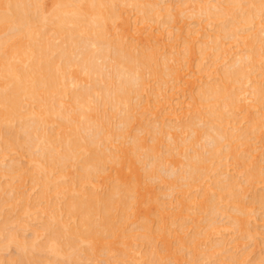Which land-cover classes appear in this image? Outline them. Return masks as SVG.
<instances>
[{
	"label": "rangeland",
	"instance_id": "rangeland-1",
	"mask_svg": "<svg viewBox=\"0 0 264 264\" xmlns=\"http://www.w3.org/2000/svg\"><path fill=\"white\" fill-rule=\"evenodd\" d=\"M154 1L156 3L158 1H160L161 4L160 3L159 4H160V7H162V8L163 7L164 8L169 7L172 13L169 10H168V12L171 13L172 16L170 14H168V15L172 18H175V19L173 20L172 18L169 17L172 20V22L170 20L169 21L170 23H168V20H167L168 16L166 15L167 17H164V15H165L164 11L166 10L165 12H167V9L164 10V8H163V14L164 15L162 14L163 15V16L161 15L162 17H160V18L156 17L157 18L156 19L155 16H150L149 19H153V20L147 21L148 18L145 15L144 16L146 18L144 16H142L143 14L138 12V9L136 8V6L131 1H122V2H120L122 5L117 4L119 7H117V5L115 6L116 9H118L117 13L119 14V12H120L121 16L119 17V15H118L117 17L112 19V21L110 20L108 22V25H107L108 40L111 39L109 41H111V42L114 41L113 43H116V42L121 43L124 46V48L128 49V50L126 49L128 52L132 51V53L134 55H135V51H136V54L138 52L139 55L141 52L148 53L146 55H150L152 53V55L154 54L156 57L155 58L153 56V58L155 60H152V61H154L160 65H163V62L166 61V59H168V56H170L169 60H171V61H169V60H167V61H169V68L172 66L171 72L174 73V75H173L170 72L171 75H169L167 77V75L170 71V69H168L167 75L165 74L166 73V71H165L164 72L165 75L163 74V77L161 76L162 74H160V76H159L158 74L161 72L163 73V70L165 69L166 66H164L163 70H162L163 66H161V68L157 67V69H161V71L156 74L157 69L156 70L154 69V68H156V65H155L156 63L153 62L154 64H152L151 61H150L151 62L150 65L152 64L151 67L154 66V68H153L154 70L153 69L151 70V68H150L151 72H148V70H149L148 66H150V65L141 67L142 71H140V73L144 75V83H146L145 84L146 87H143L144 89L142 88V92H140L141 96L138 97V99L136 98L137 97L136 94L133 98H132V96L134 94L131 95L132 103H130L131 107H130L129 111H132L131 112L132 119H134V118L135 119L131 123L132 124L131 128H128V130H127L130 132V137H129V132H127L126 138H123V139L120 138V140H119V138H117L118 139L117 140L115 138L116 136H114L115 140L112 141L111 139H113V136H112V138H110L111 137L110 136L109 138L111 141L109 142V138H108L107 142H109V143H104L105 145L108 144L107 147H105V149L109 150L110 152L105 150L104 147L100 148L102 151L101 150L99 151L97 149L99 152H105L106 151L105 154L107 152L111 153V151H112L113 152L112 154H115L114 155L115 158H113V160L114 159L117 160L116 159L117 156L119 157L118 158L119 161H117L118 164L115 163L116 162L115 160L112 161V158H111L112 154L107 153V155H109L111 158L110 159L111 163H109L110 161H108V160H107L108 165H106L107 161L104 163L106 165V167H104L105 169L103 171V174L100 173L101 175L99 178H96V179L92 178L95 181L92 180L93 181L92 182V181H90L91 180L90 179V180H88V182L85 180L84 181L85 183L82 180L79 181V179L77 177V175H78L77 172L79 171L78 170L79 168H76V167H75L76 169L72 168L73 164L75 166V163H73V161L71 162L72 166H70L71 164H70V162H68L69 163L68 165L70 166V168L68 170L70 172L67 170L66 174L65 173L60 174V173L63 171L61 169L65 170L67 167H69L68 165H59V164L56 165L54 167V169L59 170V171L61 170L60 172L57 171L59 175L57 174V172H55L54 169L52 170L51 173H49L52 175V177L48 173H46V174L49 175L51 177V179H53L54 181L56 179H60V175L64 176V174H65V177H67L66 175L68 174V177L70 179L67 178L68 180H66V178L62 177V179H63L62 182L64 184H66V187L63 183H60V180H58L59 182L57 181L58 183L61 184L60 187L64 186L63 187L64 189H67L68 185H70V184H71L70 185L71 188H73V186L76 187V188L72 189L73 191L70 190L71 188H69V191H67L68 190L67 189V190H65L66 192L65 191L62 192V193H64L65 197H68V195H69V197H68L69 199H68V198H65L61 192L58 193L57 192L58 190H55L56 187H55L54 183H52V184H54L53 187H52V184H50L52 187L51 191H50V189H48L49 190L48 191L47 189H45L43 187L42 180L43 179L45 180V178H46L45 177L46 175H44L45 173L43 174L44 175L43 179H42L43 175L40 176L41 174L37 175L36 172L33 173V170H34L33 168H35L34 167L35 162L32 163L31 160H33V159H30V158H31L32 154H33V157H36L35 155H37V156L39 155L37 149H36L37 154L35 153V155H34V152H31L32 150H30V151L27 150V148H26L27 146H25L26 143H25V145L23 143H17L16 145L19 148H15V144H14L13 147L11 146L12 147L11 149L7 148V149H9L7 151H4V149H1L0 152H2V154H4L5 152L7 153L9 151L6 155V157L1 156L2 161L3 160L5 161V162L4 161L2 162L0 160V163L1 162L3 163L2 165L0 164L1 165L0 169L1 168H2V170L5 169L4 171H1V172L3 173L6 171L9 173L12 169L16 170V172H15L14 176H11L10 174L5 172V174L4 175L2 174V177H0V181H2L5 184L4 185V184L0 183V185H1L0 187H2L4 185V187H5L4 191H7V192H4L2 188H1L2 190L0 189L1 190L0 193H3V192L5 193V194L3 193L4 196L1 195V197H3L2 198L3 200L0 199L2 202H4V203H2L0 201V214H2L1 212L4 208H6L7 206H10L9 204L12 203V201H10V200H13L15 203L18 201L17 204L19 203L18 205L13 203L15 206H13V204H12L13 209L15 207L14 210L17 212H15V211L13 212V210H11V209L9 210L7 208L3 210L4 213L7 215L6 216L3 213L4 214V215L2 214L3 217L6 216L9 219V216H10L9 214H11V218H12V219L10 218L12 220V222L9 221L10 222L9 223L8 219H7V221L4 220V219H6V217H4V218L2 216L0 217V223L4 224L3 222L6 221L7 224L10 225V226H8L7 224H4V225L8 226V227L6 226L7 229H5L6 227L3 225L1 226L3 228V233H7L9 235V233H16V232H14L16 230V231H18L16 233L17 237L23 236L21 238L22 241H25L24 238L26 237V242H31L32 240H34V241H36L35 243L39 242L43 246L44 244L48 243L46 241H48V238L51 239L53 232L59 228V225L61 223H65L66 226L69 223L72 227H74L73 225H75L76 226L75 228L78 227V229L79 228L81 229V227H82L81 218L78 219V217L72 216V215H70L71 217L70 216L68 217L67 216L68 212H65L64 213L65 215L62 216L63 215L62 211L64 209L67 210L68 205H70V203H72L71 200L73 201V198L76 195L78 197L77 190L81 189V191H83L82 187L84 186V189H86V190H84L85 191L84 194L88 195V191L92 190L93 194H95V195L100 194L102 197V196L106 195L107 192L109 194L110 189H111V187L114 186V184L117 185L118 183H121L119 185L122 186L124 183H126V184L129 183L128 186L131 185L132 186L131 188L132 189L134 188L133 189L134 191L132 190L134 192L132 194L133 196L130 195V193H129V195L124 197L123 194L121 193V194H118V196L116 195L117 198H115V199L118 200L120 198H125V200H126V198H128V196H131L132 198L127 199V202L130 205H134V206L131 207L132 211L127 210L129 208V207H127V209L126 208L125 209L120 208L121 212H120V209L114 212L115 223H116V226H115L114 231H113L114 233H111L112 237H111V235L110 236L106 235V237H110L109 239L112 238L111 240L114 241L113 243H111V240H106V246L109 250L105 246L103 247V245H105L104 244L105 241L103 240L104 242H102V246H100V249H101V247H103V249L102 250L97 249L98 250L97 252L99 254L97 255V252L95 253V251H94L96 256H94V254L90 253V257L89 256L87 257V255H89V248H87V247L90 246V244L87 245V244L82 242L79 244V245H81L80 250L88 249L87 250L88 254L85 253L86 255H82L80 253L81 256H80V254H79V256L81 257V261H80V257H79V260H77V261H80L82 264L83 263L84 264L85 263L86 264H125V263L126 264H128V263L129 264H155V263L156 264H215V263H217V264H222V263L223 264H264V199H263L264 198V104H262V105L255 104L256 107H252L254 105V97H252L253 96L252 93H254L253 92L254 91L253 85L254 86L255 85H261V84L264 85V32H263L264 31V28H263L264 27V18L262 15H260L262 17H260V16H259L260 18L258 17L259 21L256 20L255 21L256 23L251 24L250 27H249V25L244 26V28L246 27L245 29L242 28L243 26H241V25H237L236 27H233L232 28V32H234L233 35L237 34V36L235 35L236 37L231 38V39H228V37L229 36L231 37V35H229L226 38L224 36H222L225 39L224 40L221 37V35H223V34H221L222 32L220 29V27H221L220 23L225 26L232 21V17L227 16L224 18H217V19H212V21H209V20L207 21L206 17L201 16V14L197 15L199 13H198V11H196V7H197V5H200V6L202 5L201 0H198L200 3L197 0H193V1L191 0L192 2L190 0H165L164 2H163V0H154ZM204 1H209V5H217V4H220V2H222L220 0H204ZM54 3H55V0H46V3H44L46 6V7L44 6L45 7L44 9H45L47 14L52 11L50 8L53 9V7L55 5ZM184 4H186V5H184ZM200 6L198 8H200ZM135 8L137 10H135ZM158 8H159V6H158ZM183 8L186 9L185 15L184 16L177 15L178 12L180 11V9L184 10ZM263 15H264V13H263ZM175 16L176 17L178 16V17L176 18ZM113 20H116V21L113 22ZM218 24L220 25V27H218ZM247 27H249V28H247ZM48 29H50V28L48 27ZM48 32H50V34H52V35L49 34L46 36H49V38H51V41L52 42L54 41L55 43L54 42L53 43L57 44L58 47L62 46L61 45L63 43L62 37H61V39H60L61 41H60L59 36L55 35L56 38L58 37L56 39L54 36V33H52L51 30H49ZM48 32H46V34H48ZM216 32H217V34H216ZM219 32H221V33H219ZM259 32H261V33H259ZM218 33L221 35H219ZM256 34H258V37H260L259 40H262V41H258V37ZM218 35L220 36L221 39L219 38ZM217 36H218L219 40H221V44L222 43H224V44H222V45L220 44L221 48L223 47L222 51H221L222 54H221V56H216L219 58L217 60H215L216 58H213L214 57L213 53L215 54L217 51H215L212 48V46H214V45L209 46V44L211 45V43H209V41L216 38ZM251 36L252 37L256 36L257 40L255 38L253 40V38ZM53 37L56 40L53 39ZM177 38H179V39H177ZM222 40H224V41L222 42ZM203 41L204 42L207 41L209 43L208 46L211 47L212 50H214V51H212L210 49V51H212V52H205L206 50H204V52L202 51L204 54L205 53L207 54V55L205 54L204 56H202V52H199L200 50H203L202 47L206 46V45H204L205 43L202 44ZM212 41H213V43L215 42L214 40H212ZM251 41L254 42L253 47L255 48L254 51H253V49H252V51L254 53L257 52L256 54L259 53L261 55L260 59H258L257 60L258 62L256 61V64H255L256 68L254 70H258V71H255L256 75L255 74H253V76L250 75L251 76L250 78H252L251 81L254 79L253 77H255V79H254L255 82H251V81L247 82L245 84V86H243V85L241 86L242 92L238 91L239 93H241V95L239 94L240 95L239 100H241V103L239 102L241 105L240 107H242V108L245 107V108H243V109L238 108L239 110L235 111V112H237V115L234 112V115L237 116L235 118L236 120L233 118L235 121L231 120L230 121L231 124L228 123V125L226 124V126L225 125L223 126V124L220 123L225 131L228 129L227 131H229V134H230V132L235 133L237 139L232 138L233 140H230V138H231L230 137L229 140L232 141V143H231L232 147H234V145L237 146L238 150L236 149V152L238 154L235 153L236 156H239V155L240 156H239V158L236 159L235 158L236 156H232L231 152H228L229 153L228 155L225 153V155L227 157L225 156L223 158V161L221 160V162H225L224 167L226 169L223 167L222 173L220 172L221 166L216 165L217 162L216 163L214 162L215 164L214 163H212V164H213V166L216 165L215 168L211 169L210 172L208 170L204 171V174H207V176H205V178H203L204 176L201 177L202 181L200 180V178L197 179L199 181L187 180L189 182L193 181L194 183L190 182L189 187L187 185L185 186L184 184L185 183L187 184L188 182H186V180H184L183 178L180 179L179 176L181 175V173L179 175L178 172H181L182 170L185 171L184 166H186V163L188 162L187 159L190 157V155L192 156V155L197 153V152L194 153V150L198 149V151L203 150V152H204L205 149H208L207 148L208 146H210L209 148H211V145L209 143L210 139H208V135L207 136H204L205 134L201 135L202 132L205 133V131H208L207 130L208 128L205 129L206 125L208 124L206 122L209 121V123H210L211 118H210V114L206 108L208 106L205 107V105H203L201 102L202 99H201V96L199 94V89H201V91L203 90L201 87H203L205 89L204 85L207 83L208 84L211 83L212 85L215 82L220 83L221 77L223 78V76H221V75L222 74L224 75V73L220 72V70L223 71L222 69H225V68L227 69L228 66L230 64H232L235 60H238V58H243L242 56L246 55L244 57L246 59L247 54H250L252 52L251 51L250 53H248L249 49L247 47V42L249 44V42L251 43ZM255 44H257V46H255ZM190 47L193 48V51ZM209 47H207V48H209ZM91 48H93V50L98 49L95 46H92ZM190 49H191V51H190ZM208 51H209V49H208ZM57 52L60 53V51H57ZM164 53H165L166 59H164ZM54 55H55V53H54ZM139 55H135V56H139ZM58 56L59 55L56 53V55L54 57H58ZM208 56H210V57H208ZM79 58H81V56H79ZM156 59L158 60V62ZM77 60H78V58H77ZM214 60L217 62L216 64L214 63ZM108 61L110 62V59H108ZM103 62L104 61H102V60L98 61L99 64L103 63ZM249 62H252V61H249ZM106 63H108V62H105V67H106ZM110 64L114 65V66H112V65L111 66H112V69L115 70L116 66H115L114 62L113 63L111 62ZM164 64H166V62H164ZM250 65H252V64L250 63ZM108 66H109V68H111V66L109 64H108ZM253 66H254V63H253ZM253 66H251L250 69H252ZM76 68H77V66H76ZM76 68H74L75 72L74 71L73 72H74V74L76 73L77 75L75 74L76 76H74L72 74V76L76 77L77 79L74 78L75 81L74 80L73 81L75 83L71 80L72 81L71 83L73 85L69 84L70 85V87H69L70 93L78 90V88H80L81 90H84V89L89 88L91 86V81L89 80L87 75L82 73L80 70L78 71ZM167 68H168V65H167L166 69ZM70 69H71V71L73 70L72 68H70ZM103 69H105V68H103ZM174 69H175V71L173 72ZM250 69H248L249 70L248 72H251L250 74H252V70L250 71ZM105 70L109 71V69H105ZM71 71H70V74H71ZM110 71L108 73L105 71V73L111 74V75L115 74L114 71H111V72ZM152 71L155 72L154 73L155 77L153 76ZM205 71H206V73H205ZM220 73H222V74H220ZM156 75H158V76H156ZM164 76L167 77V78L165 77L166 80H165ZM172 76H174V80L172 79L173 78ZM200 79H202V80H200ZM76 80H77V82H76ZM116 80H117V78H115V81ZM192 83L195 84V85L193 84L194 90H189V88L191 87L190 85H192ZM263 85H261V86H263ZM237 87H239V85H236V88ZM190 89H193V88H190ZM201 91H200V93H201ZM198 96H199V99H197ZM93 99H94V97H93ZM97 99L98 98L96 96L94 100L97 102L91 103L92 109H90V110H92L93 112L92 111L90 112V110L87 109V110H89V113H91L90 116L92 117L93 121L96 122L97 120L102 119L101 122H103L104 124L107 125V126L105 125L107 127V128H105L106 130L109 131V130L113 129V133H115L114 129H116V131H117L116 133H118V127H119V132H120V126L118 125V123L120 121V119H119L120 116L122 118V114H120V116H119V113H121V112L118 111V115L114 117L113 113H115V112L117 113V110L114 109V107H109L110 105H106V108H108V113H106L107 110H106V112H103L104 109L100 108V106H103L104 104L103 103H101V105L98 104L100 102ZM136 99H137V101H136ZM170 99L172 100L171 102H173L174 104L169 101ZM200 99H201V101H200ZM65 100H66L65 102H67V104L69 105L70 104V98L67 97V99H65ZM90 101H91V98H90ZM100 101H101V99H100ZM198 102H201V103H198ZM203 103H205V102H203ZM201 104L204 107L200 106ZM25 105H27V104H25ZM98 105H100V106H98ZM132 105H133V107H132ZM135 105H136V107H134ZM36 106H38L37 103L30 104L29 106L28 105L24 106L25 108L27 107L26 109H28V111L24 109V110H22V114L25 113V115H26V113L29 114L33 110L34 111L38 110V107H36ZM96 106H98V107L96 108ZM170 107H174L175 110L177 111L176 113H177L178 117H177V119L175 118L176 120L170 119V116L173 114V111H174V109L170 110ZM236 107H238V106H236ZM0 108H1V106H0ZM177 109H179V110H177ZM112 110H113V112H112ZM210 110L211 109H209V111ZM227 110L224 109V111H226L228 114ZM232 110H234V109H232ZM24 111H27V112H24ZM133 111L135 112V114ZM111 112H112V115H111ZM74 113L75 112L70 113V115L68 116L69 121L62 119L61 117L54 116L53 118H51V120L48 121L46 128L48 129V131L52 135L55 134V136H58V134H59L58 132L64 133L68 130L70 132L69 128H68V130L67 129L62 130L61 127L58 125H59V123H66V122H67L66 124H68V125H70V124L71 125H76V124L78 125L79 122L84 121V120L80 119L82 117L77 116V114L73 115ZM169 113H170V115H168ZM229 113H231L230 110H229ZM205 114H206V116H205ZM207 114H209V116ZM100 115L102 116V118ZM103 115L105 117H103ZM109 115H111V116H109ZM228 115H230V114H228ZM74 116L77 118H74ZM109 117H111L112 119H110ZM113 117H114V119H113ZM173 117H176V116H174V114H173V116H171V118H173ZM99 118H101V119H99ZM106 118H109L108 119L109 122L107 121ZM251 118H253L255 120L257 119L256 121H258V123H259L258 128L256 130L252 131L253 133H251V131H250V129H251L250 127L252 125L250 123ZM75 119L76 120L78 119V120L76 121ZM253 119H251L252 120L251 122L255 121ZM80 120H82V121H80ZM147 120L149 121L148 122L149 126L147 125ZM101 122H99V123H101ZM227 122H229V121H227ZM233 122H234V125H237V126L232 125ZM103 123L101 124V126L103 125ZM120 123H121V121H120ZM153 123L155 124L154 126H153ZM157 123H159V124H157ZM235 123H238V124H235ZM142 124H144V125H142ZM146 125H147V127H146L147 130L145 129ZM150 125L152 126V128H154V130L158 129V130H156L158 132H156V131L154 132V130H153L154 133H152ZM194 125H195V127H194ZM209 125L210 124H208V126ZM217 125H218V123H217ZM13 126H15V125L13 124ZM155 126H157L156 129H155ZM190 126H192V127H190ZM227 126L229 128H227ZM11 128H13V127H11ZM18 128H20L21 131H23L20 124L19 123L17 124V122H16V126L14 127V132L19 134L20 131L19 132L17 131V130H19ZM122 128H123V125H121V130H122ZM195 128H197L196 131L198 130L197 133L194 130ZM239 128H240V130H238ZM4 129H6V127L5 128L3 127V129L1 128V131ZM53 129L55 130V132ZM160 129H161V132L163 131L164 134L160 133ZM204 129H205V131H203ZM234 129H236L237 131ZM246 129H247V131H245ZM5 131H7V130H5ZM87 131L83 132V134H85V133H86V135L92 134V132L87 133ZM147 131L149 132V134ZM12 132H13V130H12ZM23 132H20L19 136L21 135L22 137H25L26 134L25 133L22 134ZM110 132H112V131H110ZM244 132H248V134L245 133V136H244V134H243ZM56 133H58V134L56 135ZM109 133H108V135H109ZM210 133H212V132H210ZM196 134H198V135L196 136ZM206 134H207V132H206ZM134 135H137V137H139V139H142L143 143H145L147 146H153V147L155 146L156 147V145H157L158 147H156V148L159 149L158 151L156 149L157 155L160 151L159 154L162 155V159L164 158V156H166V158L163 160V162H165V160H166L167 166H165L164 163H163L164 164L163 166L160 165L162 167V169L160 168L161 170L159 169V172H161V173H159L157 171L158 173H156L157 174L156 177L155 176H153V178L149 177V173L152 172V171L149 172V169H150L149 164L154 162V161H152L154 159V156H153V158H151V156H149L150 157L149 158L147 156L149 154L146 153V152H148V150L146 151V149L142 150L141 151L142 153L139 152L140 153L139 155L137 153H134L131 150L133 142H134V137H135ZM153 135L156 136V139L158 138L157 139L158 141H156V139L154 140L155 137ZM159 136H160V138H159ZM191 136H192V138H191ZM230 136H231V134H230ZM239 136L243 137V139H245V140L241 139ZM198 137H199L200 141L198 140ZM1 140L3 141V139H0V141ZM206 140H209V142L207 141V143H209L208 145L206 143ZM194 142H196L195 145L192 144ZM227 143L228 142H226L224 144L228 145ZM241 143H244V144H241ZM202 144L207 145L206 148L204 147L205 149L203 148ZM191 145L194 146L192 149L190 148ZM239 145H242V146H239ZM185 146H188V147H185ZM23 147H25L26 149ZM28 148H29V146H28ZM184 148L187 149L188 151L185 150ZM103 149L105 151H103ZM227 149L228 148H225V152L229 151ZM10 150H11V152H10ZM15 150H16V152H15ZM25 150H27L28 152ZM168 150H169V152H168ZM22 151H24V152H22ZM244 151H247V152H244ZM29 152H31V153H29ZM187 152L188 153L190 152V155ZM192 152L194 154H191ZM26 153H28V154L26 155ZM186 153L188 154V156H187L188 158H185ZM141 154L143 156V158L141 157L142 159H140ZM201 154H204V156L206 155L205 157H207L208 151L206 153V150H205V152L201 153ZM248 154L249 155L253 154V155L249 156ZM145 155L147 156V158H149L148 160L145 157ZM150 155H154V153H151ZM161 155L159 157H161ZM229 155H230V159H229ZM114 156H112V157H114ZM208 156H209V154H208ZM231 157H233L236 161H234V159H232ZM240 157H242L243 160H245V161L240 160ZM150 159H152V160L149 161ZM167 159H168V161H167ZM120 162L123 164H121ZM148 162H150V163H148ZM181 162H183V163L186 162L185 165L183 166L184 167L183 169H182L183 164ZM178 163L182 164V165H179ZM208 164H209V162H208ZM217 164H219V163H217ZM220 164L223 165V163H220ZM3 165H4V167H3ZM32 165H34V166H32ZM177 165H179V166L177 167ZM243 165H244V167H243ZM9 166H11V167H9ZM57 166H58V168L60 167L61 169L60 168L57 169L56 168ZM76 166H78V165H76ZM164 166H165V168H164ZM219 168H220V171H218ZM251 168H254V170H256L255 171L256 173L254 172L253 169H252L253 171H250ZM167 169H169V170H167ZM177 169L180 171H177ZM216 169L220 173L217 174ZM20 170L21 171L23 170V171L21 172ZM247 170H249L250 172H254L255 174H258L259 179H257V178L255 179V177H254V179L253 178L249 179V177H248L249 175H248V173H246V172H248ZM19 171H20V173L24 172V176L23 175L21 176V178L23 177L22 178L23 180L21 178H19V180H18V175L20 174V173H18ZM27 171L29 173H27ZM30 171H31V175H32L31 177H33V179L30 178ZM75 171H77V172H75ZM175 171H177V172H175ZM212 171L213 172L216 171L215 173L217 175H214L212 173ZM223 171L225 172L224 174H223ZM104 172H106V173H104ZM166 172H168V173H166ZM183 172H182V176H184V174H185ZM35 173H36V175H35ZM72 173H73V175H76L75 173H77V175L72 176ZM174 173H176V175H174ZM156 174L154 173V175H156ZM162 174L164 175V177ZM221 174H223V175H221ZM5 175H7L9 177H4ZM35 176H37L38 179H42V180L41 181L40 180L35 181V179H34ZM98 176H99V174L96 177H98ZM220 176H222V177H220ZM37 177H35L36 180H38ZM56 177H58V178H56ZM73 177L74 178L76 177L78 179V181H77V179H74ZM219 177L223 181L224 180L228 181V179H230L229 177H231V178L233 177V179H230L229 181H232L233 183H235L237 185L236 190L241 193L243 203H244L243 205L244 206L246 205L245 209L249 208V210L247 209L248 212L246 210L248 215L243 216L242 214L238 213L239 214L238 217H242L243 219H247L246 221L249 223H247L245 228L248 229L250 234L247 233V231H246L247 234L244 232L242 233L244 235L238 234L239 232L241 233V231H239V229L235 228L236 226L234 224L230 223L232 221L229 220L230 217H229V219L227 217L232 215L230 213V212H232L231 211L232 206H229L227 199H226L227 198L226 196H225L226 198L221 199L222 201L221 200L217 201L218 205L222 204L221 205V211L223 210L222 212L224 213L223 217H222L223 219H221V220H220V218H221L222 214H219L221 211L218 213L219 216L221 215L219 218L214 217L215 222L217 221L219 223V225L216 224V226H218L217 227L218 229H216L217 231L214 229H209L211 227L208 226V222H207L208 217L206 218V220L203 221V217L205 219V216L207 215L206 212H203V210H204L203 209V207H204L203 201H205V199H206L205 197L208 196V199H209L210 197L214 196V195L212 196V194H215L217 191L219 192L218 189L215 192L216 186L214 185L216 182L215 180H218ZM20 179H21V183H20ZM64 179H65V181H64ZM72 179L74 182L76 180V182H78V183H75L76 185H73L74 182H72ZM178 179H180V180H178ZM49 180H50V178H49ZM67 181H68V183H67ZM48 182H50V181H48ZM57 182H55V183H57ZM79 182H81L80 183L81 188H80ZM130 182L133 184H131ZM36 183H38V185ZM86 183L88 184V186L83 185ZM18 184L21 185L20 189H18V188L16 189L15 185H17V187L20 186V185L18 186ZM77 184H79V185H77ZM12 186H14L15 188H13ZM37 186H39V187H37ZM11 187L13 190H15V192H13V191L9 192ZM54 187H55V189H54ZM88 188H89V190H88ZM59 190H61V189H59ZM47 191L50 194L49 196L52 195L51 197L48 196ZM71 191H72V193H71ZM81 191H79V192H81ZM12 192L14 193V195L12 194ZM17 192H19V194ZM23 192H24V194H23ZM74 192L77 194H75ZM90 192L91 191H89V193ZM206 192H208V195L206 194ZM54 193H57L55 195H57L58 198L60 197V195H61V197L58 199L57 197H55ZM73 193L75 195L72 197L71 195ZM39 194H40V196H38ZM209 195H211V196H209ZM15 196L18 197V199H20L22 196V198H24V199H22L21 201H24L25 204L23 202L21 204V201L19 202V200L16 199ZM253 196H255V197H253ZM259 196H260L261 200H260V198H258ZM77 197H75V199H77ZM10 198H12V199H10ZM13 198H15L16 200H14ZM48 198L49 199L51 198L50 201L53 200L55 205L52 204V201L50 202ZM56 198L58 200H63V202L61 203L60 201L58 202V200L56 201ZM6 199H8V200H6ZM38 199H40L39 200L40 202L41 201H44V202H41V204H40V202L37 201ZM224 199H225V202H227V203H224ZM256 199H259V202ZM47 201H49V202H47ZM66 201L68 202V205H67ZM56 202L58 203V205L56 204ZM155 202H157L158 204ZM220 202H222V203H220ZM59 203H61L60 206H59ZM65 203H66V205H64ZM229 203H231V202L229 201ZM2 204H3V207H2ZM4 204H5V206H4ZM62 204L64 205V207L62 206ZM21 205H23V207H24V205L25 206L27 205L26 207H29L30 209H28V210L26 208L21 209ZM31 205L34 207H32ZM48 206L49 207L52 206V207H50L48 209ZM55 206L57 207L56 209H55ZM65 206H67V207H65ZM228 206L230 207V209L228 208ZM53 207H54V209L51 212L50 209ZM58 207H60V208H58ZM224 207H226V208H224ZM39 208H41V209H39ZM42 208H44V209H42ZM37 209L42 210L41 212L43 214L40 211H38ZM46 209H47V211H46ZM60 209H61V211H60ZM5 210H7V211L9 210V212L7 213ZM23 210L25 212L27 210L28 213L30 211L34 210L33 211L34 215L36 214L35 213V210H36L40 214L37 213L38 216L35 217L34 215L31 214L32 213L31 212L30 213L31 215L29 214L30 215L29 216V215H27V212L25 213ZM55 210H58V211H56V213H55ZM126 210H127V212H126ZM225 210H227V211H225ZM122 211H123V213H122ZM250 211H251V213H250ZM228 212L230 215L228 214ZM21 213L22 214L24 213L25 216L22 217ZM51 213L57 214L58 218L61 216L60 217L61 221L59 220L60 224L56 225L59 221L55 220L56 216L53 214L54 215V217H53V215ZM124 213H125V215H123ZM233 213H236V210L233 211ZM58 214H59V216H58ZM97 215H96V218L95 217H93V218H95L94 223L97 222V224H98L100 219H99V217H97ZM178 215L181 216L182 218L180 219V217ZM39 216H40V218H38ZM65 216H67L66 218H68V219L70 218L72 222L70 221V219H69V221H68V219H65L64 218ZM99 216L101 217V214ZM215 216H218V215L216 214ZM224 216H225V218H224ZM248 216H250V217H248ZM17 217H18V219H17ZM31 217H35V218H32V223H31ZM232 217L234 218L235 216H232ZM232 217H231V219L234 220ZM14 218L16 220H14ZM19 218H22V219L19 220ZM36 218H38V219H36ZM93 218H92V220H93ZM40 219H42V221L43 220L44 221L42 222ZM96 219H98L99 221ZM17 220H19L21 222H18ZM34 220H36L37 222ZM76 221L77 222L79 221L81 223V227H79L80 223L79 222L76 223ZM222 221L225 222L227 224V226ZM15 222H17V223H15ZM33 222H35V223H33ZM55 222H57V223H55ZM220 222H221V224H220ZM18 223H19L18 227H21L20 223L26 225L25 227H23L24 225L22 226L23 228H26L25 229L26 231H22L23 229L21 227L20 232H19V228L17 226H15ZM30 223L32 224V226ZM222 223L224 225H222ZM12 224H14L13 227H15V228L12 227L13 229L11 228ZM42 224H44V225L42 226ZM45 224L47 226L49 225V227L52 225L50 227L51 230H50L49 234H47L48 230L47 231L44 230V229H46ZM147 224L150 226L149 231H145L143 228H141L142 225L144 226ZM122 225H124V226H122ZM37 226H39V229H37ZM56 226H57V229H56ZM233 227H234V229H233ZM140 228H141V231H140ZM219 228H221V229H219ZM40 229H42V230L39 231ZM4 230H7V231L5 232ZM8 230H10V232ZM33 230H35V232ZM45 231H46V233H43ZM199 231L201 232V234ZM32 232H34V234ZM217 232H219V233H217ZM36 233L39 234L41 237L38 235L36 238ZM51 233H52V235H51ZM135 233H136V235H135ZM138 233L141 235L148 233L147 235H149V237L148 236L145 237L146 239H143L142 237L139 238ZM198 233H199V235H198ZM7 234H6V236L8 237ZM45 234H47V235L45 236ZM113 234H115V235H113ZM126 235H129V236H126ZM207 235H208V237H207ZM248 235H250V236H248ZM2 236L4 237V240H3V238H1L2 243H3V241L6 242L7 238L5 240V237H6L5 234H3ZM2 236L0 235V237H2ZM33 236H34V238H33ZM125 236H126V238H125ZM46 237H47V239H46ZM106 237H105V239H107ZM31 238H33V239L31 240ZM124 238L126 241L124 240ZM128 238H130V239H128ZM141 238L143 240H140ZM147 238H148V240L150 239L151 242L146 241ZM1 239H0V241H1ZM18 239H20V238H18ZM21 240L19 241V243L22 242ZM40 240L42 241V243L40 242ZM144 240L146 242H144ZM191 240H194L193 241L194 243L193 242L189 243V241H191ZM34 241H32V242H34ZM79 242L80 241H78V243ZM220 242L224 245H226V244L227 245L221 246L224 249L223 248H220L219 250L217 249L215 258L212 259V257H207L204 255L205 253L208 252L209 246H211V245L214 246V244L216 245V243L220 244ZM126 243H127V245H126ZM128 243L130 245H128ZM145 243H147V244H145ZM40 244H38V245H40ZM182 244L185 247H182ZM184 244H186V245H184ZM16 245H14V247ZM41 245H40V247H42ZM99 245H98V248H99ZM108 245H111L113 250H112V248L110 249L109 247H111V246H108ZM187 246H188V248H187ZM14 247H12V248L9 247L11 250L10 249L8 250V248L2 249L4 251H2L0 253V256H2L1 258H3V260L5 258L8 259L9 257H13V259L9 258L7 262H5L6 260H4V262L2 260L1 264H2V262H3V264H6V263L11 264L12 262H10V261L14 260L15 257H19L20 255L25 256L24 255V254H26L25 250L21 253H18V251H16V250L17 249L19 250V248L15 247V248H17L15 250ZM36 247H37V244H36ZM40 247H37V248L40 249ZM219 247H217V248H219ZM37 248H36V251H37ZM66 248H68L65 251L66 253H67V251H68V253H70V251H72V249L70 250V248L68 246H66ZM104 248H106L105 251H103ZM5 250H8V251H5ZM110 250L113 252H111ZM83 251H82V253H83ZM128 251H129V253H128ZM28 252L30 253V251H28ZM28 252H27V257L30 256V258H32L31 255L34 257L38 256L39 258L38 259L36 258L37 260H43L44 261V259H42V258L43 257L45 258L46 256H47L46 258L49 257V258H51V260H52V258L53 259L55 258V256L53 257V254H51V253H47V254L51 255V257L49 255H47L46 253H44V250H43V252L41 250L40 251L41 253H35L32 251L33 254H31V255H29ZM90 252H93V251H91V249H90ZM124 252H125V254H124ZM42 253H44L46 255L44 256V254L42 255ZM1 254H3V255H1ZM34 254H36V255H34ZM150 254H151V256L154 255V257L151 258ZM122 255L125 257H123ZM162 255L165 258H163ZM21 256L19 258H21ZM158 256H161V257H158ZM40 257H42V258H40ZM24 258H26V257H24ZM33 258L31 259V262H32ZM46 258H45V260H47ZM62 259L65 260V262ZM158 259H159V261H158ZM58 260H59V262H57V264H60L61 262L65 264L66 260L68 261V259L62 258V257H61V259L59 258ZM85 260H87V261L85 262ZM18 261L19 260L17 259L15 262L19 263ZM26 261H24V263ZM154 261H155V263H154ZM156 261H158V263ZM80 262H74L73 264H76V263L81 264ZM12 264H14V262ZM25 264H30V263H28V261H27ZM32 264H34V262H32ZM67 264H69V261ZM70 264H72V263H70Z\"/></svg>",
	"mask_w": 264,
	"mask_h": 264
},
{
	"label": "bare ground",
	"instance_id": "bare-ground-1",
	"mask_svg": "<svg viewBox=\"0 0 264 264\" xmlns=\"http://www.w3.org/2000/svg\"><path fill=\"white\" fill-rule=\"evenodd\" d=\"M122 1H131L136 6V8L138 9V12L142 13L143 14L142 16L145 15L148 18L147 21L148 20H153V19H149L150 16H155V18L156 17L160 18V17H162L164 15L163 14V8L164 7L163 8L160 7V4H161L160 1H158L156 3L154 0H143V1L142 0H55V3H54L55 5H54L53 9L50 8L52 11L50 13H48V14L46 13V11L44 9L46 7L45 4H44V3H46V0H0V106H1V108H0V139H3V141L2 140L0 141V150L4 149V151H7V150H9L7 148L11 149L14 144H15V148H19L16 145L17 143H23L24 145L26 143L25 146H27L26 147L27 150L28 151L32 150L31 152H34V155H35V153L37 154V151H38V154H39L38 156L35 155L36 157H33V154H32V156L30 158V159H33V160H31L32 163L35 162V166L32 165L35 168L32 167L34 169V170L33 169L32 170H33V173L36 172L37 175L41 174L40 176H42L45 173L44 175H46L45 176L46 178L44 180L43 179L44 175H43L42 176L43 180L42 179H38L37 176H35V177H37L38 180H36L35 177H34V179H35V181H39V180L41 181L42 180V185L47 190L50 189V191H51V188L55 184L56 189H55V187H54V189L58 190L57 191L58 193L59 192L62 193L63 191H65L67 189H68L67 191H69V188H71V186H70L71 184L68 185L67 189H64L63 188L64 186L60 187V185H61L60 183H63L62 182V180H63L62 177L66 178V180H68L67 179V178H69L68 174L66 175L67 177H65V174H66L67 170L70 168V166H72V164H71L72 161H73V163H75V166L73 164L72 168H74V169L79 168L78 169L79 171L77 170L78 172L75 171V172L78 173V175H77V173H75V174L77 175L79 181L82 180L84 182L86 180L88 182V180H90V179H91L90 181H92V180H94L96 178H99L100 175L103 174V171L105 169L104 167H106V165H108V161H110L109 163H111V160H110L111 158H112V161L115 160V159L113 160V158H115V156H114L115 154H112L113 153L112 151H111V153H109L110 151L105 149V147H107L108 144L105 145L104 143H109L111 140L114 141L115 140L114 136H116L115 137L116 139L119 138V140H120V138L121 139L126 138V134H127V132H129L127 130H128V128H131V125H132L131 123L135 119L134 117H133L134 119H132V116H131V112L132 111H129L130 107H131L130 103H132V98L135 96V94L137 96L136 98L138 99V97L141 96L140 92H142V88L146 87L145 86L146 83H144V75L140 73V71H142L141 67L150 65L151 62H152V64H154L156 62L152 61V60H155L153 58V56L155 57V55L154 54L152 55V53L150 55H146L148 53L141 52L140 55H139L138 52L136 54V51H135V55H139V56H135L132 53V51L128 52L127 51L128 49L124 48V46L121 43H117V42L113 43L114 41H112V42L109 41L111 39L108 40V35H107L108 22L110 20L112 21V19H114L118 15H119V17L121 16L120 12H119V14L117 13L118 9H116L115 6L117 4L118 5L119 4L122 5L120 3ZM164 1L165 0H163V2ZM220 1H222V2H220V4L209 5V1L201 0V4L202 5L201 6L197 5L196 11H198V13H199L197 15L201 14V16L206 17L207 21L208 20L212 21V19L224 18V17H227V16L232 17V21L229 24L224 26L223 24L220 23L221 27L223 26L222 28L218 24V27H220L221 32H222V33L221 32H219V33L223 34V35H221V34L218 33L219 35H221V37L224 36L226 38L229 35H231V37L229 36L228 39L234 38V37L237 36V34H235L236 36L233 35V33H234V32H232V28L233 27H236L237 25L243 26L242 28H244V26H246V25L247 26L249 25V27H250L251 24L256 23L255 21L258 20L260 17L263 16V18H264V15H263V13H264V0H224V1L220 0ZM118 5H117V7H119ZM184 5H186V4H184ZM158 6H159V8H158ZM199 6H200V8H198ZM136 8H135V10H137ZM165 9H167V12H165L166 11ZM181 9H180V11L178 12L177 15L184 16L185 13H186V9L185 8H183L184 10H181ZM164 10H165L164 11V13H165L164 17L168 16V18H169L170 16L168 14H170L172 16V14H171L172 12H171L169 7L168 8L167 7L164 8ZM168 10L171 13H169ZM260 15H262V16H260ZM168 18H167L168 23H170L169 21L171 20L170 18H172V17H170L169 19ZM172 19L174 20L175 18H172ZM114 21H116V20H113V22ZM171 22H172V20H171ZM48 27L50 29H48ZM249 27H247V28H249ZM49 30H51L52 33H54V36L55 35L59 36L60 37L59 40L62 37V39H63L62 42L63 43L62 44L60 43L62 46L58 47L57 44H54L55 43L54 41H53L54 43L51 41V38H49V36H46V35L50 34V32H48ZM46 32H48V34H46ZM217 32H216V34H217ZM259 33H261V32H259ZM50 35H52V34H50ZM256 35L258 37V34H256ZM218 36L216 37L217 39L216 38L212 39V40L215 41L214 43H213L212 40H211L212 42L209 41V43H211V45L207 41L206 42L203 41V43H202V44L205 43L204 45H206L207 47L214 45V46H212V48L215 51H217L216 52L217 54L213 53L214 57L213 56L212 57L216 58L215 60H217L219 58V57H216V56H221V54H222L221 51H222V48H223V47L221 48V45L224 44V43L221 44V40H219L220 36H219V38H218ZM257 37L255 36V37H252V38H253V40H254V38L257 40ZM55 38H56V36H55ZM55 38L53 37V39H55ZM177 39H179V38H177ZM222 39H224V38L222 37ZM259 39H260V37H258V41H262V40H259ZM224 40H222V42ZM253 43L254 42H252V41H251V43L249 42V44L247 42V47L249 49L248 53H250L252 51V49L254 51L255 48L253 47L254 46ZM208 44H209V46H208ZM92 46H95L98 49L97 50H95V49L93 50V48H91ZM206 46L202 47L203 50H200L199 52H202V51L204 52V50H206L205 52L214 51V50L211 49V47L207 48ZM255 46H257V44H255ZM191 49L193 51V48H191ZM191 49H190V51H191ZM208 49H209V51H208ZM210 49L212 51H210ZM57 51H60V53L57 52ZM253 51L251 52L253 55L251 53L247 54L246 59L244 58L246 55L242 56L243 58H238V60H235L232 64H230L228 66L227 69L225 68L226 70L225 69H222L223 71L220 70V72L224 73V75L222 73H220V74H222L221 76H223V78L220 76L221 77V82L218 80L221 84L218 83V82L213 83V85L211 83L210 84L207 83V84L204 85L205 89L203 87H201L203 89L202 91H201V89H199V94H200L201 99H202V101H201V99H200V101L202 102L203 105H205V107L206 106L209 107V108L208 107H206V108H207V111L209 112L210 118H211L210 119V123H209V121L206 122V123L210 124L209 125L210 127L208 126V124L205 127V129L208 128L207 129L208 131H205V129L203 130V131H205V133H203L201 130L200 131L202 132L201 135H204V134H205L204 136L208 135V139H210V142H209V140H206V143L208 141L210 143V145H211V148H209L210 146H208L207 147L208 149H205L206 146L209 143H207V145L206 144L205 145L202 144L203 148L205 147L204 149L206 150V153L208 151L209 156L207 154V157H205L206 155L204 156V154H201V153H204L205 150H204V152H203V150H200L201 151L200 152L197 149V150H194V153L197 152L196 154H194L193 152L191 153V154H194L192 156L190 155V152L189 153L187 152L190 155V157H191V158L189 157L190 159L187 157L188 154L186 153V157L185 158H188L187 159L188 162L187 163L185 162L186 166H184L185 163H183V162H181L183 165L178 163L179 165H182V169L185 167V171L182 170L181 172H178L179 175L181 173V175L179 176L180 179L183 178L184 180H186V182H188L187 184L186 183L184 184L185 186L187 185L189 187L190 186V182L194 183L193 181L189 182L187 180H197L199 178L201 180V177H203V176H204L203 178H205V176H207V174H204V171L208 170L210 172L211 169H214L216 165L221 166L220 167L221 171H220V168H219L218 171H220L222 173V168L225 166V164H224L225 162H221V160L223 161V158L226 156L225 153L228 155L229 154L228 152H231L232 156H236L235 153H237L236 152L237 146L234 145V147H232L231 146L232 141H230V140H233L232 138H236V135H235L234 132L233 133L230 132V134H231V136H230L229 131H227L228 129L226 130L228 132L227 133L223 129L221 124H223V126L224 125L226 126V124L228 125V123H230L231 120H234L237 117L236 116L237 112H235V111L239 110L238 108H241V109L245 108V107H243V108L240 107L241 106L240 105L241 100H239V98H240L241 93H239V92H242V87L241 86L242 85L245 86V84L247 82L251 81L252 78H250V77L253 76V74L256 75L255 71H258V70H254L256 68L255 64H256V61L258 59H260V56H261L259 53L256 54L257 52L254 53ZM203 52H202V56H204L206 54V53L204 54ZM54 53H55V55L57 53L59 56L58 57H54L55 56ZM79 56H81V58H79ZM169 57L170 56H168V59H166L165 58V53H164V59H166V61H164V62H166V64L168 65L167 69H166L167 65L164 64V62H163V65H160V64L156 63L155 64L156 68H154V66L151 67L152 66V64H151L150 66H148L149 70H150V68H151V70L153 68L156 70L157 67L161 68V66H163L162 67V70H163L164 66H166L165 69L163 70V73L162 72L159 73L161 71V69H157L156 70V74L159 73L158 74L159 76H160V74H162L161 76L163 77L164 72L166 71L165 74L167 75L168 69H170V71H169V73L167 75V77H168L169 75H171L170 72H171V69H172L171 68L172 66L169 68V61H171V60H169L170 59ZM208 57H210V56H208ZM77 58H78V60H77ZM108 59H110V62L108 61ZM100 60L104 61L103 62L104 64L103 63L99 64L98 61H100ZM167 60H169V61H167ZM215 60H214V63L216 64L217 62ZM249 61H252V62H249ZM105 62H108V63H106V67H105ZM111 62L112 63L114 62L115 66H116L115 70L112 69V66H114V65L110 64ZM157 62H158V60H157ZM250 63L252 65H250ZM253 63H254V66H253ZM108 64L110 66L112 65L111 68H109ZM76 66H77V68H76ZM251 66H253L252 69H250ZM70 68H72L73 70L71 71ZM74 68H76L78 71L80 70L82 73L87 75V77L91 81V86L89 88L84 89V90H81L80 88H78V90H76V91L73 90L74 92L70 93V88H69L70 85L69 84H72L71 82L73 80L75 81L74 78H76V77H73L72 74L74 76L77 75L76 73H75L76 75L74 74V72H75ZM103 68L109 69V71L112 69L111 71H114L115 74L114 75L107 74L109 71H107V70H105ZM248 69H250V71L252 70V74H250L251 72H248L249 71ZM104 70L107 73H105ZM149 70H148V72H151V70L150 71ZM70 71H71V74H70ZM174 71H175V69L173 70V72ZM152 72H153V76L155 77V74H154L155 72L154 71H152ZM205 73H206V71H205ZM172 74L174 75V73H172ZM158 75H156V76H158ZM165 77L166 76H164V78ZM172 77H173L172 79L174 80V76H172ZM115 78H117L116 81H115ZM166 78H165V80H166ZM253 78L255 79V77H253ZM200 80H202V79H200ZM253 80L251 82H255V80L254 81ZM76 82H77V80H76ZM193 84L194 83H192V85H190L191 86L190 88H193V89L189 88V90H194V85L195 84L194 85ZM236 85H239V87L236 88ZM261 85H263V84H261ZM261 85H255V86L253 85V90H254L253 92L254 93H252L253 94L252 97H254V105L252 107H256L255 104H257V105L258 104L259 105L264 104V85L263 86H261ZM200 91H201V93H200ZM131 95H133L132 98H131ZM96 96L98 98L97 100L100 102L98 104H100V105H101V103L104 104V105L102 104L104 107L98 105V106H100V108L104 109L103 112H106V110H107L106 113H108V108H106V105H110L109 107H114V109L117 110V113L116 112L113 113L114 117L118 115V111L121 112V113H119V116H120V114H122V118H121V116L119 118L121 123H120V121H119L120 124L118 123V125L120 126V132H119V127H118V133H116L117 132L116 129H114L115 133H113V129L109 130V131L106 130L105 128H107L106 127L107 125L104 124L103 122H101V120H102L101 119L102 118L101 115H100L101 118H99L101 120H97L96 122L93 121L92 117L90 116L91 113H89V110L92 109L91 103L97 102V101L94 100ZM67 97L70 98V104L69 105L67 104V102H65L66 101L65 99H67ZM93 97H94V99H93ZM90 98H91L92 102L90 101ZM100 99H101V101H100ZM137 99H136V101H137ZM197 99H199V96H198ZM169 101L171 102L172 100L170 99ZM201 102H198V103H201ZM203 102H205L206 104L203 103ZM33 103H37L38 104V106H36V107H38V110H35V111L33 110L29 114L26 113V115H25L24 112H27L28 109H26L27 107L25 108L24 106H27V105L29 106L30 104H33ZM171 103H173V102H171ZM25 104H27V105H25ZM202 104L200 106H203ZM98 106H96V108ZM236 106H238V107H236ZM132 107H133V105H132ZM134 107H136V105ZM24 109L27 110V111H24L23 112L24 114H22V110H24ZM87 109H89V110H87ZM171 109H174L173 114L176 117L171 118V116H173V114L170 112L172 114L170 116V119L176 120L177 117H178V115L176 113L177 111L175 110L174 107H170V110ZM209 109H211V110L209 111ZM224 109L225 110L228 109L227 111H228V114H230V115H228L227 112L224 111ZM232 109H234V110H232ZM177 110H179V109H177ZM229 110H230L231 113H229ZM91 111L92 110H90V112ZM73 112H75L73 115L77 114V116L82 117L80 119H82L84 121L80 120L82 122H79L78 125L76 123H75L76 125H71V124L68 125V124H66L67 122L66 123H59V125L57 124L58 126L61 127L62 130H66V129L68 130V128L70 129V132L68 130V131H66L64 133H60V132H58L59 134L56 133V135L58 134V136H55V134L52 135L48 131V129L46 128V125L48 124V121L51 120V118L56 116V117H61L62 119H65V120L69 121L68 116L70 115V113H73ZM112 112H113V110H112ZM112 112H111V115H112ZM234 112H235L236 115H234ZM170 113L168 115H170ZM134 114H135V112H134ZM209 114H207V115L209 116ZM111 115H109V116H111ZM205 116H206V114H205ZM103 117H105V116L103 115ZM114 117H113V119H114ZM74 118H77V117L74 116ZM109 118L112 119L111 117H109ZM109 118H106L108 122H109V120H108ZM251 119H253V118H251ZM251 119H250V123L252 125L250 127L251 128L250 131H251V133H253L252 131H254V130H256L258 128V126H259L258 124L259 123H258V121H256L257 119L256 120L253 119V120H255L253 122H251L252 121ZM227 121H229V122H227ZM16 122H17V124L18 123L20 124V126H21V128L23 129L24 132L21 131L20 128H18L19 130H17V131L18 132L19 131L23 132L22 134L25 133L26 134L25 137H22L21 135H20L21 136L20 137L19 136L20 132H19V134L14 132V127L16 126ZM99 122H101V123H99ZM148 122L149 121L147 120V125H148ZM102 123H103V125L101 126ZM217 123H218V125H217ZM13 124L15 126H13ZM157 124H159V123H157ZM235 124H238V123H235ZM121 125H123L122 130H121ZM142 125H144V124H142ZM147 125L145 126V129H146ZM154 125L155 124L153 123V126ZM232 125H234V122H233ZM234 126H237V125H234ZM3 127L4 128L6 127V129L2 130L3 131L2 132L1 128L3 129ZM11 127H13V128H11ZM190 127H192V126H190ZM194 127H195V125H194ZM150 128L152 130V133H154L156 130H158V129H156L157 126H155L156 130H154V128H152L151 125H150ZM227 128H229V127L227 126ZM196 129L197 128H195L194 130L196 131ZM236 129H234V130H236ZM5 130H7V131H5ZM12 130H13L14 133L12 132ZM153 130H154V132H153ZM238 130H240V128ZM86 131H87V133L92 132V134L91 135H88V134L86 135V133L83 134V132H86ZM106 131L108 133L110 131H112V132H110L109 135H108V133ZM197 131H196V133H197ZM245 131H247V129ZM54 132H55V130H54ZM156 132H158V131H156ZM206 132H207V134H206ZM210 132H212V133H210ZM160 133L164 134L163 131L161 132V129H160ZM245 133L248 134V132H244L243 133L244 136H245ZM148 134H149V132H148ZM155 135H153L155 137V138L153 137L154 140L156 139ZM197 135L198 134H196V136ZM112 136H113V139L110 140V138H112ZM134 136H135L134 137V142H133L131 150L134 153H137L138 155L140 153H142L141 151L144 150V149H146V151L148 150V152L150 151L149 153L146 152L149 155H147L146 153L145 154L148 157L151 156V158H153V156H154L155 160L154 159L153 160L152 159L149 160V161L152 160L154 162L149 164L150 165L149 166L150 167L149 172L152 171L151 172L152 174L149 173V172L148 173H149V177H151V178H153V176L156 177L157 176L156 173L159 172L160 168L162 169V167L160 165L163 166L165 164V166H167L166 165V160H165V162H163V160L166 158V156H164V158L162 159V155L159 154L160 151H159V153L157 155V151L159 150V149L156 148V147H158L157 145H156V147L155 146L154 147L153 146H147L145 143H143L142 139H139V137H137V135H134ZM129 137H130V132H129ZM243 137H240V138L243 139ZM108 138H109V142H107ZM159 138H160V136H159ZM191 138H192V136H191ZM229 138H230V140H229ZM157 139H156V141H158ZM198 140H199V137H198ZM243 140H245V139H243ZM226 142H228L227 143L228 145L224 144ZM192 144L195 145L196 142H194ZM241 144H244V143H241ZM28 146H29V148H28ZM239 146H242V145H239ZM103 147H104L105 150L109 151L107 153L112 154V156H114V157L111 156V158H110V156L107 155V153L105 154L106 151L104 149H103V151H105V152H99L101 150L100 148H103ZM185 147H188V146H185ZM193 147L194 146L191 145L190 148L192 149ZM23 148H25V147H23ZM225 148H228L227 150H229V151L225 152ZM36 149H37V151H36ZM156 149H157V151H156ZM27 150H25V151H27ZM185 150H187V149H185ZM10 152H11V150H10ZM15 152H16V150H15ZM22 152H24V151H22ZM31 152H29V153H31ZM168 152H169V150H168ZM244 152H247V151H244ZM0 153L2 154V152H0ZM7 153L5 152L2 155L0 154V158H1V156L6 157ZM151 153H154V155H150ZM27 154L28 153H26V155ZM146 155H145V157L147 158ZM160 155H161V157H159ZM252 155H249V156H252ZM239 156H236L235 158L237 159V158H239ZM141 157L143 158L142 154L140 155V159H142ZM242 157H240V160H243L244 157L243 158ZM118 158L119 157L117 156V158H116L117 160H115L116 161L115 163H117V161H119ZM149 158H147V160ZM231 158L234 159L233 157H231ZM229 159H230V155H229ZM0 160L2 161V158ZM106 161H107V164L105 165L104 163ZM167 161H168V159H167ZM234 161H236V160L234 159ZM243 161H245V160H243ZM2 162L0 163L1 165L3 164ZM68 162H70V164H71L70 166L68 165L69 164ZM208 162H209V164H208ZM214 162L215 163L217 162L219 164L216 163V165L213 166L212 163H214ZM148 163H150V162H148ZM220 163H223V165L220 164ZM58 164L59 165H68L69 166V167H67L65 169L66 171L59 167L61 170H63L60 174L65 173L64 176L60 175V179H56V178L59 177L58 176L59 174L57 172L59 170H55L54 169V167L56 165H58ZM121 164H123V163H121ZM1 165H0V167H1ZM76 165H78L79 167L76 166ZM179 165H177V167ZM165 166H164V168H165ZM3 167H4V165H3ZM9 167H11V166H9ZM243 167H244V165H243ZM56 168L59 169L58 166ZM53 169L58 174L57 175L58 177L55 178L56 179L55 181L53 179H51L52 175L49 174V173L52 172ZM252 169L254 170V168H251L250 171H253ZM4 170H2V168H1L0 172L4 171ZM167 170H169V169H167ZM180 170L177 169V171H180ZM20 171L18 173H20ZM177 171H175V172H177ZM216 171H217V169H216ZM216 171H214V172L212 171V173L214 175H217L218 173H220V172H218V171L216 172ZM247 171L248 172H246V173H248L249 179H251V178L254 179V177H255V179L256 178L259 179L258 174H255L256 170H254L255 173L254 172H250L249 170H247ZM5 172H3V173L1 172L0 173L1 174L0 177H2V174L4 175ZM15 172H16V170L12 169L9 173L8 172H6V173L10 174L11 176H14ZM182 172L185 173L184 176H182ZM27 173H29V172L27 171ZM36 173H35V175H36ZM46 173L51 175V177L49 175H47ZM104 173H106V172H104ZM154 173L156 175H154ZM159 173H161V172H159ZM166 173H168V172H166ZM224 173L225 172L223 171V174ZM20 174L18 175V180H19V178H21L22 175L24 176V172L20 173ZM98 174H99V176L96 177ZM223 174H221V175H223ZM7 175H5L4 177H9ZM76 175H73V173H72V176H76ZM174 175H176V173H174ZM31 176L32 175H31V171H30V178L33 179V177H31ZM163 177H164V175H163ZM220 177H222V176H220ZM220 177H219L218 180H215L216 182L214 184L216 186V188L214 187L215 188V192L217 191V189L219 190V192L217 191L218 192V193L216 192L217 194L215 192H214L215 194L211 193L212 196L214 195L213 196L214 198L210 197L208 199V196H207V197H205L206 198L205 201H203L204 202L203 209L205 210V211L203 210V212H206L207 215H208V216L207 215L205 216V219L203 217V221L206 220V218L208 217L207 218L208 226L211 227L209 229H214V230L218 229L217 228L218 226H216V224L219 225V223L217 221H216L217 223L215 222L214 217L219 218L221 216V215L219 216V214H222V216L220 218V220H221V219H223L222 217H223L224 213L222 212L223 210L221 211V205L222 204L218 205L217 201L227 197L226 199H227V202H228L229 206H232V208H231L232 212H230L232 215L231 216L227 215L228 216L227 218L229 219V217H230L229 220H231L232 222L234 221V222L232 223L228 219L227 220L231 224H234L236 226L235 228H237V229H239V231H241V233L238 231L239 232L238 234H242L243 232L246 233V231H247V233H249L248 229L245 228L247 223H249V222L246 221L247 219H243L242 217H238L239 216L238 213L242 214L243 216L248 215L247 212H248L249 208L245 209L246 205L245 206L243 205L244 203H243V199H242L241 193L236 190L237 189V185L235 183H233L232 181H229L230 179H233V177L232 178L229 177L230 179H228V181L227 180L223 181ZM49 178H50V180H49ZM92 178H94V179H92ZM21 179H20V183H21ZM74 179H77V178L75 177ZM78 179H77V181H78ZM180 179H178V180H180ZM58 180H60V183H58L59 182ZM48 181H50V182H48ZM64 181H65V179H64ZM197 181H199V180H197ZM55 182H57V183H55ZM72 182H74L73 179H72ZM0 183L4 184L2 181H0ZM52 183H54V184H52ZM67 183H68V181H67ZM75 183H78V182H76V180H75L73 185H76ZM80 183L81 182H79V184ZM36 184L38 185V183H36ZM50 184H52V187H51ZM79 184H77V185H79ZM119 184H121V183H118L117 185L114 184V186L111 187L109 194L107 192L108 195L106 194L107 196L104 195L102 197H101L100 194L99 195L97 193H96L97 195L93 194L92 190H89V188H88V190L91 191L90 193L88 191V195L89 196L87 194H84L85 193L84 190H86V189H84V186L82 187L84 192L81 191V189L77 190L78 197H77V195L75 196V197H77V199H75V197H74L73 201L71 200L72 203L69 202L70 205H68V202L66 201L68 207L65 206V207H67V210L64 209L63 210L64 212L62 211V213H63L62 216L65 215L64 214L65 212H68L67 213L68 217L70 215H72V216L78 217V219L81 218L82 227H81V223L79 222L80 220L78 221L80 223L79 227H81V229L80 228L78 229V227L75 228L76 227L75 225H73L74 227H72L69 223H68L69 225L67 224V226L65 225V223H61L60 224V221H61L60 217L61 216L58 218L57 214L53 213L56 216L55 220H57V221L60 220L58 223L55 222V223H57L56 225H58V224H60V225H59L58 229H57V226H56L57 230L53 232V235L51 233V235H52L51 239L48 238V241L45 240L48 243L44 244L43 246L38 241H37L38 243H35L36 241L32 240L34 238V236H33V238H31V240L34 241V242H32V241L31 242H26V237L24 238L25 241H22L21 238L23 236L21 237V236L18 235L19 237H17L16 233L18 231H16L15 229H14L15 230L14 232H16V233H9V235L7 233H3V228L1 226L3 225V226L6 227L8 225L7 222H6L8 218L6 217L7 215L4 213L3 210L7 208L9 210L10 209L13 210V212L15 211L14 210L15 207L13 209V206H15L13 203H15V202L13 200H10V201H12V203L9 204L10 206H7L1 212L2 214L4 213L6 215V216H4V217H6V219H4L6 221H4L3 223L7 224V225H4V224L0 223L1 224L0 225V235L2 236L3 234H5V236H6V234H7L8 237L7 236L5 237V240H6V238H7V240H6V242L3 241V243H2V239L1 238H3V240H4V237L3 236L0 237V239H1L0 243L2 244V245L0 244L1 245L0 246V249H1L0 253L2 251H4L2 249H7L8 248V250H9L10 248L14 247V245L17 244L18 246L16 245L15 247L19 248V250L14 247L15 250L17 249L16 251H18V253H21V252H23L25 250L26 254H24L25 256H21L19 254L21 256V258H19L20 257L19 255H18L19 257H15L16 260L17 259L19 260L18 261L19 263L15 262L16 261L15 259H14L15 261L14 260H11V261L9 260L12 263L14 262V264L15 263L16 264H25L27 261L30 264H32V262H34V264H57V262H59L58 259L59 258L61 259V257L68 259L69 264L70 263L73 264L74 262H80L81 261V257H80L81 254L82 255L88 254V251H87L88 249L80 250V246L81 245H79V244L83 242V243H85L87 245L90 244V246L87 247V248H89V255H87V257L88 256L90 257V253H92V254H94V256H96L95 253L100 249V246H102V242L105 241V243H104L105 245H103V247L105 246L107 248L106 240H111L112 239V238L109 239L110 237H106V235L110 236L111 233H114L113 231H114V228L116 226L114 212L119 210L120 208H124V209L126 208L127 209V207H129L127 210L130 211L132 209L131 207L134 206V205H130L127 202V199L132 198L131 196H128V198H126V200H125V198H120L118 200L115 199V198H117L118 194H121V193L123 194L124 197L129 195V193H130V195H132L134 193L133 192L134 188L132 189L131 185L128 186L129 183L128 184L124 183L122 186H120ZM131 184H133V183H131ZM4 185L2 187H0V189L2 188L3 191L5 190ZM19 185L20 184H18V186ZM64 185L66 187V184H64ZM83 185H87L88 186L87 183L83 184ZM15 186H16V189L17 188L18 189L21 188V185L19 187H17V185H15ZM12 187L15 188L14 186H12ZM12 187H11L9 192H11V191L15 192V190H13ZM37 187H39V186H37ZM73 188H76V187L73 186ZM73 188H71L70 190H72ZM80 188H81V184H80ZM59 189H61V190H59ZM1 190H0V192H1ZM72 191H71V193H72ZM79 191H81L82 193L79 192ZM4 192H7V191H4ZM13 192H12V194L14 195ZM19 192H17V193L19 194ZM3 193H0V197H1V195L4 196ZM74 193L71 195L72 197L75 194H77V193H75V194ZM23 194H24V192H23ZM55 194H57V193H54V195ZM62 194L64 195V193H62ZM206 194L208 195V192H206ZM49 195L50 194L48 192V196ZM22 196H21L20 199H18V197H16V196L15 197L20 202L22 199H24V198H22ZM38 196H40V194ZM51 196H49V197H51ZM209 196H211V195H209ZM260 196L258 198H260ZM55 197L58 198L57 195H55ZM60 197H61V195H60ZM64 197H65V195H64ZM68 197H69V195H68ZM68 197H65V198H68ZM253 197H255V196H253ZM2 198L3 197H1L0 199H2ZM57 198H56V201L59 199V198L58 199ZM10 199H12V198H10ZM13 199L16 200L15 198H13ZM50 199H49V201H50ZM6 200H8V199H6ZM39 200L40 199H38L37 201H39ZM256 200H258V202H259V199H256ZM260 200H261V198H260ZM49 201H47V202H49ZM51 201H52V204L55 205L53 200H51ZM59 201L61 203L63 202V200H58V202ZM229 201L232 204L229 203ZM17 202L15 203L16 205L19 204V203L17 204ZM22 202L25 204L24 201H21V204H22ZM41 202H44V201H41ZM41 202H40V204H41ZM227 202H225V199H224V203H227ZM2 203H4V202H2ZM61 203H59V206L61 205ZM66 203L64 205H66ZM155 203H157V202H155ZM220 203H222V202H220ZM12 204H13V206H12ZM56 204L58 205L57 202H56ZM64 205L62 204L63 207H64ZM4 206H5V204H4ZM26 206L24 205V207H23V205H21V209L22 208H24V209L26 208L27 210L30 209L29 207H26ZM56 206H55V209L57 208ZM229 206H228V208L230 209ZM2 207H3V204H2ZM32 207H34V206H32ZM50 207H52V206H50ZM50 207L48 206V209ZM58 208H60V207H58ZM224 208H226V207H224ZM39 209H41V208H39ZM42 209H44V208H42ZM53 209H54V207L51 208L50 211L52 212ZM9 210L8 211L5 210V211L8 213ZM27 210H26V212H27ZM58 210H55V213ZM127 210H126V212H127ZM235 210H236V213H233V211H235ZM246 210H247V212H246ZM33 211H30L29 213L27 212V215H29L31 212H32L31 214L34 215ZM38 211L41 212L42 210H38ZM46 211H47V209H46ZM60 211H61V209H60ZM225 211H227V210H225ZM15 212H17V211H15ZM120 212H121V209H120ZM35 213L36 214L34 216L35 217L38 216L37 213H39V212H37L35 210ZM122 213H123V211H122ZM250 213H251V211H250ZM2 214H0V217L1 216L3 217L4 214L3 215ZM23 214H22V217L25 216V214L24 215ZM100 214H101V217L99 216ZM216 214L218 216H215ZM228 214H229V212H228ZM9 215H8L9 216L8 222L9 221L12 222L11 214H9ZM54 215H53V217H54ZM96 215H97V217H99L100 221L102 220L100 222L98 219H96V220H98L100 222V223L98 222V224H97V222L94 223V219L96 218ZM123 215H125V213ZM58 216H59V214H58ZM67 216H65L64 218L68 219V218H66ZM232 216H235V217L233 218ZM18 217H17V219H18ZM35 217H31V223H32V218H35ZM93 217H95V218H93ZM179 217H180V219L182 218L181 216H179ZM231 217L234 220H232ZM248 217H250V216H248ZM38 218H40V216ZM38 218H36V219H38ZM92 218H93V220H92ZM224 218H225V216H224ZM21 219L22 218H19V220H21ZM42 219H40V220L42 221ZM69 219H68V221H69ZM14 220H16V219L14 218ZM19 220H17V221L21 222ZM34 221H36V220H34ZM70 221H71V219H70ZM78 222L76 221V223H78ZM15 223H17V222H15ZM33 223H35V222H33ZM223 223L226 224L225 222H223ZM223 223H222V225H224ZM20 224H21V227L24 225L22 223H20ZM220 224H221V222H220ZM13 225L14 224L11 225V228L13 227ZM18 225H19V223L16 224L15 226L18 227ZM43 225L44 224H42V226ZM8 226H10V225H8ZM25 226L26 225H24L23 227H25ZM31 226H32V224H31ZM122 226H124V225H122ZM226 226H227V224H226ZM7 227L5 229H7ZM21 227H18L19 228V232H20V228ZM23 227H22L23 230L22 229L21 230L22 231H26L25 230L26 228H23ZM45 227H46V229H44V230H46V231L48 230L47 234H49L51 228L49 227V225L47 226L46 224H45ZM13 228H15V227H13ZM141 228H143L145 231H149L150 230V226L148 224L144 225V226L142 225ZM141 228H140V231H141ZM37 229H39V226H37ZM219 229H221V228H219ZM233 229H234V227H233ZM41 230L42 229H40L39 231H41ZM4 231L6 232L7 230H4ZM8 231L10 232V230H8ZM33 231L35 232V230H33ZM46 231L43 232V233H46ZM34 232H32V233L34 234ZM217 233H219V232H217ZM47 234H45V236ZM115 234H113V235H115ZM147 234L141 235V234L138 233V237L139 238L142 237L143 239H146L145 237H147V236L149 237V235H147ZM200 234H201V232H200ZM38 235L39 234L36 233V238H37ZM135 235H136V233H135ZM198 235H199V233H198ZM242 235H244V234H242ZM126 236H129V235H126ZM126 236H125V238H126ZM248 236H250V235H248ZM105 237L107 239H105ZM111 237H112V235H111ZM207 237H208V235H207ZM18 238H20V239H18ZM125 238H124V240H125ZM142 238L140 240H143ZM46 239H47V237H46ZM128 239H130V238H128ZM20 240L23 243L22 242L19 243ZM194 240L189 241V243H192ZM78 241H80V242L78 243ZM146 241L151 242V240L150 239L148 240V238H147ZM146 241L144 240V242H146ZM40 242L42 243L41 240H40ZM113 242L114 241L111 240V243H113ZM36 244H37V247H40V245L42 247H40V249H38L36 247ZM38 244H40V245H38ZM145 244H147V243H145ZM217 244L218 243H216V245L214 244V246H212V245L209 246L208 252L205 253L204 255L207 256V257H212V259L215 258L217 249L219 250L220 248H223L221 246L224 245L221 242H220V244H218V245ZM98 245H99V248H98ZM111 245H108V246H111ZM126 245H127V243H126ZM128 245H130V244L128 243ZM184 245H186V244H184ZM226 245H224V246H226ZM66 246H68L70 248V250L72 249V251H70V253H68V251H67V253L65 252L66 249H68V248H66ZM188 246H187V248H188ZM216 246L217 247L220 246V247L217 248ZM103 247H101L100 250H102ZM182 247H185V246H183V244H182ZM36 248H37V251H36ZM106 248H104L103 251H105ZM109 248L111 249L112 246L109 247ZM90 249L93 252H90ZM8 250H5V251H8ZM41 250H42V252L44 250V253H46V254L47 253L53 254V257L55 256V258L54 259L52 258V260H51V258H49V257L46 258L47 257L46 256L45 258L47 260H45L44 257L43 258L40 257V258L44 259V261H43V260H37L39 258L38 256L34 257V256L31 255V254H33L32 251L35 252V253H41L40 252ZM112 250H113V248H112ZM28 251H30V253ZM82 251H83V253H82ZM94 251H95V253H94ZM27 252L29 253V255H31L32 258L33 257L35 258V259L33 258L34 261L32 260V262H31L32 258H30V256L27 257ZM111 252H113V251H111ZM44 253H42V255ZM128 253H129V251H128ZM46 254H44V256ZM79 254H80V256H79ZM98 254L99 253L97 252V255ZM124 254H125V252H124ZM1 255H3V254H1ZM34 255H36V254H34ZM47 255H49V254H47ZM49 256L51 257V255H49ZM150 256H151V254H150ZM1 257L2 256H0V264H1V261L3 260V258H1ZM24 257H26V258H24ZM79 257H80V261H77V260H79ZM123 257H125V256H123ZM152 257H154V255H152L151 258ZM158 257H161V256H158ZM9 258L13 259V257H9ZM163 258H165V257L163 256ZM8 259L5 258L4 259V260H6L5 262H7ZM4 260H3V262H4ZM24 261H26V262L24 263ZM63 261L65 262V260H63ZM68 261L66 260L65 264H67ZM86 261L87 260H85V262ZM158 261H159V259H158ZM158 261H156V262L158 263ZM3 262H2V264H3ZM154 263H155V261H154ZM60 264H64V263L61 262ZM215 264H217V263H215Z\"/></svg>",
	"mask_w": 264,
	"mask_h": 264
}]
</instances>
